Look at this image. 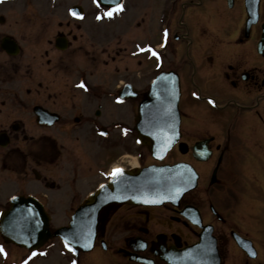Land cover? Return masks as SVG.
<instances>
[{
  "label": "flooded vegetation",
  "instance_id": "obj_1",
  "mask_svg": "<svg viewBox=\"0 0 264 264\" xmlns=\"http://www.w3.org/2000/svg\"><path fill=\"white\" fill-rule=\"evenodd\" d=\"M155 4L0 0V176L12 192L0 214L28 196L75 209L116 168L186 163L199 176L176 205L105 207L88 251L32 256L0 234V264H169L199 243L218 264H264V0H159L158 30ZM175 90L178 141L158 162L140 135L171 131L140 129L139 111Z\"/></svg>",
  "mask_w": 264,
  "mask_h": 264
},
{
  "label": "water",
  "instance_id": "obj_2",
  "mask_svg": "<svg viewBox=\"0 0 264 264\" xmlns=\"http://www.w3.org/2000/svg\"><path fill=\"white\" fill-rule=\"evenodd\" d=\"M163 94V99L145 102L140 107V129L149 128L148 121L162 122V126L176 132L179 129L180 115L178 111V94ZM156 100V101H154ZM147 137V135H142ZM141 142L149 146L156 159L163 160L165 155L176 144L177 139L149 142L146 138ZM173 137V136H172ZM171 137V138H172ZM198 174L194 168L186 164L174 166H153L132 173H124L111 178L99 191L91 195L75 212L71 222L51 234V217L41 203L35 199L15 198L12 207L0 218V231L6 242L19 247L37 250L53 237H60L65 245L67 238L73 248L86 251L92 248L96 238L101 210L108 205H163L177 204L180 198L197 186ZM87 245V246H85ZM69 248V247H67ZM70 249V248H69ZM214 252L209 251L206 244L194 245L181 254L167 259L169 264H218Z\"/></svg>",
  "mask_w": 264,
  "mask_h": 264
},
{
  "label": "rangeland",
  "instance_id": "obj_3",
  "mask_svg": "<svg viewBox=\"0 0 264 264\" xmlns=\"http://www.w3.org/2000/svg\"><path fill=\"white\" fill-rule=\"evenodd\" d=\"M158 7H159V0H156L155 16H156L157 30H158V20L161 17V15L159 14V8ZM107 72H108L109 76L114 75L115 74L114 73L115 72L114 65H110L107 69ZM110 74H112V75H110ZM6 177H7V173H5V172L2 173V175L0 176V198L2 200H4V198H6L8 195H10L12 193L11 191H7V188L5 187ZM1 185L3 186V188ZM1 190H3V193L1 192ZM1 208L2 207H0V210H1ZM73 210H75V209L70 207L69 205H64L62 207L48 208L49 213L52 215V227H53V229H56L60 226L67 225L68 224L67 222L69 221ZM0 241H1V239H0ZM46 247L51 248V249L55 250L56 252H58L59 249L62 248V244L57 239H53L52 241H50L48 243V245ZM0 263H1V259H0Z\"/></svg>",
  "mask_w": 264,
  "mask_h": 264
},
{
  "label": "snow or ice",
  "instance_id": "obj_4",
  "mask_svg": "<svg viewBox=\"0 0 264 264\" xmlns=\"http://www.w3.org/2000/svg\"><path fill=\"white\" fill-rule=\"evenodd\" d=\"M95 2L97 3V6L99 7L101 0H95ZM123 9H124V5L121 3V4L116 5V7L113 8L112 10L105 12L103 15L111 18L113 16L114 12L123 11ZM72 15L78 16L79 14L76 13L75 11H73ZM79 18L82 19L83 17L79 16ZM102 18H103V16H101V15L97 16V19H102ZM164 37H165V41H167V38H168V30L167 29L164 30ZM149 50L153 51L151 49H149ZM153 55L158 56L159 54L156 53L155 51H153ZM81 87H86V85L84 84L83 81L81 82ZM194 95H195V93H194ZM209 102L213 103V104L215 103V101H212V100H210ZM122 174H123V169H120V168L113 169V171L111 173V175L114 179L117 178L118 176L122 175ZM101 187H103V186H101ZM65 246L69 247L72 251H75V248L72 247L71 242L67 238L65 239ZM85 246H87V245H85ZM0 252H4V249L2 246H0ZM36 254H37L36 252H33L32 256H35ZM5 255H6V253H5ZM25 264H27V261H25ZM74 264H75V262H74Z\"/></svg>",
  "mask_w": 264,
  "mask_h": 264
}]
</instances>
